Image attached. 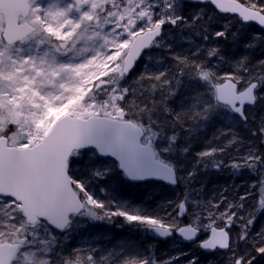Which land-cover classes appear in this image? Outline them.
<instances>
[{
  "label": "snow or ice",
  "instance_id": "6c2138e0",
  "mask_svg": "<svg viewBox=\"0 0 264 264\" xmlns=\"http://www.w3.org/2000/svg\"><path fill=\"white\" fill-rule=\"evenodd\" d=\"M226 45L244 54L229 56ZM257 51L264 54V0H0V264H201L183 251L158 255L151 242L68 250L64 241L85 219L179 236L222 254L220 264H261L264 227L256 229L254 212L242 214L256 189L264 209V115L249 127L250 110L264 108ZM145 57L156 63L138 71ZM186 88L188 105L169 108ZM221 109L255 139L221 130L213 140L226 142L196 152L181 176L174 161L192 150L188 122L198 128ZM201 166L256 181L231 199L228 189L198 199L190 185ZM116 177L185 191L148 210L106 190ZM97 181L105 199L93 191Z\"/></svg>",
  "mask_w": 264,
  "mask_h": 264
},
{
  "label": "trees",
  "instance_id": "16d2710c",
  "mask_svg": "<svg viewBox=\"0 0 264 264\" xmlns=\"http://www.w3.org/2000/svg\"><path fill=\"white\" fill-rule=\"evenodd\" d=\"M188 7H192V5L188 4ZM228 19H231V15L229 14ZM224 22L225 21L221 19L219 23L214 24L213 27L219 29ZM255 27H257V25L253 24L249 31L255 30ZM185 35L187 36L189 34L185 33ZM177 39H179V37H177ZM181 46L187 47V42H184L183 45L177 44L178 49ZM225 51L229 56L244 54L242 48L230 45L225 46ZM152 55L157 57L158 53H152ZM255 55L259 56L264 54L257 51ZM155 63V59L148 61L147 57H145V61L140 64L138 71H143L145 64L155 65ZM190 90V88L183 89L175 97L170 99L169 108L175 111H181L183 107H186L188 105L187 93ZM250 113L249 127H254L255 123L259 121V118L264 115V108L250 110ZM196 123L197 122L191 120L188 122V125H192L195 129L190 137L192 145L191 152L185 154L183 157L177 155L174 161L183 165L179 173L181 176L186 175L187 171L192 168L195 162L196 152L203 150L210 143L222 144L226 142L223 137L213 140V137L221 130H231L238 137L244 138L245 140L255 139L250 136L248 129L244 127L239 117L233 115V113H228L226 109L219 110L211 121L206 122L198 128L195 127ZM188 125L185 126V130H180L181 138L178 141L180 144H184L188 139L186 132ZM241 151H243V149H241ZM225 159L227 160V157H225ZM73 171L76 172L81 179L87 178V173L82 169L77 171L74 167ZM122 181V177H116L110 181H106L109 182L110 185L106 190L110 191L111 189H115L112 194L119 199L127 201L131 205H137L148 210H152L165 200H176L178 197L183 198L185 191V185L183 183L177 184L176 186H167L159 182L132 184ZM255 181L256 177L246 171L233 174V171L229 168L217 171L214 169H204L203 166H201V170L191 182L190 187L193 189L191 195L198 199L207 200L217 196L223 189H228L225 194L231 199L237 194H243ZM96 184L97 185L93 186V191L96 192V195L100 199H105V194L98 191V188L105 187V185L101 184L99 181H97ZM258 191L259 190L256 189L253 195L249 196L246 201V208L242 213L246 215L249 212H254L256 214L257 219L255 227L257 230H259L260 227H264V209L260 208V198L256 195ZM96 222L97 221L90 220L79 221L68 234V238L64 241L68 250L71 251L76 247H87L89 245L103 250L112 249L121 244L141 246L151 242L153 249L157 250L158 255L183 251L187 256L196 255L199 257L201 264H209V260L213 261V264H220V261L223 259L222 254L215 257L210 254H203L195 244L184 243L176 236L167 240L154 239L151 234L145 232L142 228L130 226L121 219H116L110 224L109 222L102 224ZM183 264H186V261H184ZM261 264H264V260L261 261Z\"/></svg>",
  "mask_w": 264,
  "mask_h": 264
},
{
  "label": "water",
  "instance_id": "95a60500",
  "mask_svg": "<svg viewBox=\"0 0 264 264\" xmlns=\"http://www.w3.org/2000/svg\"><path fill=\"white\" fill-rule=\"evenodd\" d=\"M186 2H187V0H186ZM229 15H231V14H229ZM254 25H256V24H254ZM233 115H235L234 113H233ZM236 116V115H235ZM238 117V116H237ZM145 182H159V183H162V184H165V185H167V186H176V185H171V184H169V183H167V182H165V181H163V180H149V181H145ZM145 182H140V183H145ZM131 183V182H130ZM132 184H139V183H132ZM176 237H178V238H180L179 236H176ZM181 239V238H180ZM184 243H187L186 241H184L183 239H181Z\"/></svg>",
  "mask_w": 264,
  "mask_h": 264
},
{
  "label": "rangeland",
  "instance_id": "374dc122",
  "mask_svg": "<svg viewBox=\"0 0 264 264\" xmlns=\"http://www.w3.org/2000/svg\"><path fill=\"white\" fill-rule=\"evenodd\" d=\"M43 2L45 3V4H47V3H49L50 2V0H43ZM51 2H57V0H51ZM85 221H87V219H85ZM107 221H97L96 223H98V224H102V223H106ZM110 224V223H109Z\"/></svg>",
  "mask_w": 264,
  "mask_h": 264
}]
</instances>
